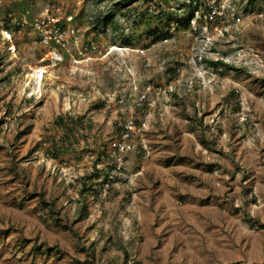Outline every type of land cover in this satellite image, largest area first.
<instances>
[{"label":"rangeland","instance_id":"obj_1","mask_svg":"<svg viewBox=\"0 0 264 264\" xmlns=\"http://www.w3.org/2000/svg\"><path fill=\"white\" fill-rule=\"evenodd\" d=\"M0 264H264V0H1Z\"/></svg>","mask_w":264,"mask_h":264},{"label":"built area","instance_id":"obj_2","mask_svg":"<svg viewBox=\"0 0 264 264\" xmlns=\"http://www.w3.org/2000/svg\"><path fill=\"white\" fill-rule=\"evenodd\" d=\"M217 15L216 9L210 6L203 17L205 20L208 19L215 21L218 17ZM72 20V15L63 18L58 14L49 12V9H46L42 14L31 21L30 26L32 27L39 43L44 47L52 49L51 51H55L65 48L68 39L72 40V42L75 43V46H77L79 37L77 35V30L70 25ZM64 35H67V38L64 37ZM146 91H150V87H148ZM139 95L140 101L146 99V93H141ZM118 102L124 103L125 99L121 97ZM136 129L137 126L134 121L132 119H127L123 125V130L120 133V138L113 140L110 143V148L118 153H128L129 151H132L134 146L129 141L132 140L133 133Z\"/></svg>","mask_w":264,"mask_h":264},{"label":"bare ground","instance_id":"obj_3","mask_svg":"<svg viewBox=\"0 0 264 264\" xmlns=\"http://www.w3.org/2000/svg\"><path fill=\"white\" fill-rule=\"evenodd\" d=\"M120 48L119 47H117V46H113L112 47V51H114V50H119ZM35 75L34 74H32L31 76L32 77H36V80L39 82V84L41 83V80L43 79V77H44V72H45V70H44V68L42 67L41 69H36L35 71Z\"/></svg>","mask_w":264,"mask_h":264},{"label":"trees","instance_id":"obj_4","mask_svg":"<svg viewBox=\"0 0 264 264\" xmlns=\"http://www.w3.org/2000/svg\"><path fill=\"white\" fill-rule=\"evenodd\" d=\"M196 3H197V2L194 1V4H196ZM105 20H107V21H111V20H112V16H111V14H110L109 16H107L105 19H103V20L101 21V23H102V22L105 23ZM213 63L216 64V62H213ZM57 121L59 122V121H60V118H58Z\"/></svg>","mask_w":264,"mask_h":264}]
</instances>
